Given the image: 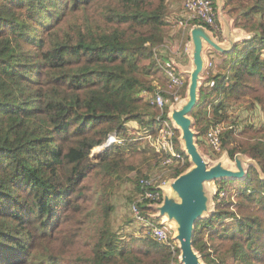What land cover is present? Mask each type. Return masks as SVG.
Here are the masks:
<instances>
[{
	"label": "trees",
	"instance_id": "obj_1",
	"mask_svg": "<svg viewBox=\"0 0 264 264\" xmlns=\"http://www.w3.org/2000/svg\"><path fill=\"white\" fill-rule=\"evenodd\" d=\"M167 1L0 0V264H183L145 224L125 234L110 225L116 179L135 171L127 176L140 192L159 156L141 136L159 135L155 94L171 83L159 53ZM212 1L218 23L237 9L256 32L233 47L231 77L207 73L190 112L195 141L214 161L210 128L233 126L222 149L234 165L241 154L245 168L213 179V207L196 220L193 247L205 264H264V118L241 127L231 117L242 102L264 116V0ZM112 132L128 140L96 160L93 149ZM181 135L188 162L174 178L193 165ZM142 202V215L159 221L163 199Z\"/></svg>",
	"mask_w": 264,
	"mask_h": 264
},
{
	"label": "water",
	"instance_id": "obj_2",
	"mask_svg": "<svg viewBox=\"0 0 264 264\" xmlns=\"http://www.w3.org/2000/svg\"><path fill=\"white\" fill-rule=\"evenodd\" d=\"M205 29L204 26H201L199 33L194 31V69L190 72L189 98L180 109H175L171 116L181 126L183 131L181 137H184L185 148L191 157L193 165L171 181L174 189L171 200L175 203L173 204L171 200H167L158 205L160 212L158 216L167 214L170 218L176 219L178 223L177 238L180 241V258L183 264H205L193 247L195 222L200 216L207 213L209 209L210 194L202 191L204 184L209 180L223 176L240 177L245 172L241 154L236 155L233 168L224 166L222 159H219L222 163L221 165L212 164L210 166L195 141V131L192 127L193 122L190 112L198 100L199 78L200 72L203 70L204 59L200 36L207 32ZM205 38L213 43V39L209 34H205ZM233 47L234 42H230L227 47L217 45L220 51H231Z\"/></svg>",
	"mask_w": 264,
	"mask_h": 264
},
{
	"label": "built area",
	"instance_id": "obj_3",
	"mask_svg": "<svg viewBox=\"0 0 264 264\" xmlns=\"http://www.w3.org/2000/svg\"><path fill=\"white\" fill-rule=\"evenodd\" d=\"M183 7L189 13V20H200L212 27L219 33L220 26L217 22L218 9L212 0H184ZM210 66H214L211 62ZM171 78V83L167 89H159L155 94L154 101L161 108L159 120L162 122V127L158 136H153L152 133L146 132L141 138L150 141L152 147L159 153L158 162L155 163V171L152 174L143 176L140 179V192L131 202L132 211L136 217L144 221V224L149 228L146 233L154 237L161 243L170 245L173 248L174 255H178L177 242L174 239L172 232L159 221H151L141 213L140 203L145 200L161 201L163 193L169 187L174 179L176 170L184 166L188 159L184 153L177 149V127L164 117L167 98H179L180 89L186 84V80L177 75L173 69H168ZM169 94V96L166 95ZM227 127L225 122H220L212 126L208 132L207 138L209 146L217 151L222 150V131ZM128 140L126 137H121L117 132H112L108 135L104 147H109L113 143H124ZM225 194L221 191L220 196ZM181 257V254L178 255ZM181 260V258H180Z\"/></svg>",
	"mask_w": 264,
	"mask_h": 264
},
{
	"label": "crops",
	"instance_id": "obj_4",
	"mask_svg": "<svg viewBox=\"0 0 264 264\" xmlns=\"http://www.w3.org/2000/svg\"><path fill=\"white\" fill-rule=\"evenodd\" d=\"M183 3L184 0H168L166 3L165 14L167 22L164 26L165 39L160 53V57L163 61H165L171 69L178 71L176 73L180 76H185L186 74L190 75V72L194 69V31L199 33L201 26H204L201 22H198L200 20H189V13H187L183 7ZM240 12L241 11L238 12L237 9H234L229 13V20L224 21L222 19V23H219V33L213 30L215 32L214 34L212 30L204 26L207 31L205 34H209L213 39V43L205 38V34L200 36L202 41V54L203 58L206 60V66L200 72L199 84L202 72H205L204 74L210 71L215 74L221 72L220 78L225 76L231 77L233 75L232 56L230 54L233 49L231 51H220L217 45L227 47L230 42H234L235 46L236 43H242L244 39H250L251 36L255 34L256 30H247L243 27L245 18L242 17ZM220 15H222V12ZM238 15H240V17L235 19ZM211 62L214 63V66H210ZM188 98V94L184 95L182 93L178 99L172 100L169 97L167 98L170 119L172 118L171 116L174 110L180 109L187 102ZM259 123L261 124L262 121ZM183 147H185L184 144ZM197 147L203 154L202 149L198 145ZM203 156H205V154H203ZM206 161L208 162V160ZM128 225V223H124L123 228L129 227ZM143 225L144 223L139 228Z\"/></svg>",
	"mask_w": 264,
	"mask_h": 264
},
{
	"label": "rangeland",
	"instance_id": "obj_5",
	"mask_svg": "<svg viewBox=\"0 0 264 264\" xmlns=\"http://www.w3.org/2000/svg\"><path fill=\"white\" fill-rule=\"evenodd\" d=\"M239 17H240V15H238L235 19H238ZM236 23H237V20H236ZM237 44L239 46H241L240 42H238ZM161 49H162V46L159 47V53H161ZM205 57H206V54H205ZM205 66H206V60L203 59V68ZM175 72H178V71H175ZM204 73L203 72L201 73L202 77H201L200 82L207 75ZM182 78H184L187 81V79H190V75L186 74ZM182 88H181L180 94L182 92ZM174 99H178V98H173L172 100H174ZM259 108L260 107L258 105L251 106L250 102L238 103L234 106V108H232L231 117L233 119H236L239 122H241L240 123L241 127H242L243 123H245V122H254L256 125H259L260 124L259 122H261L264 118V116H263V114ZM170 122L173 123L174 125H176L177 129H180L181 133L183 135V131L181 129V126L176 122V120H173L171 118ZM257 123H259V124H257ZM138 128H139V126L136 125L135 128H133V129L137 130ZM181 140L183 141V144L185 145V141H184L183 136L181 137ZM104 144L95 147L96 149L94 148L93 151H95V152H93V156L96 160L100 159L101 156L103 155V153L105 152L104 151ZM208 147H209V145H208ZM211 149L212 148H210V150ZM205 152H206V149H205ZM217 153H218L217 158H221V159L223 158L222 160H223L224 166L230 167V168H233V166H235L233 163H231V161L229 159L226 158V153L224 152V149L220 150ZM204 157L206 160H208V164L210 166L212 164H216L217 166L222 164L221 161H219L218 159L214 161V159H212V157L208 156L207 152H206ZM151 159L154 160L155 163L158 162L157 161L158 159L156 157H151ZM155 163H154V168L150 172L151 174L155 171ZM135 173L136 172L133 171L127 175L134 176ZM127 175H124L121 179H119V178L116 179V181H115V183L111 189V192H112L111 199H112V202L117 207V209L112 213V216L110 218V225H111L112 230H118V231L122 232L123 234L133 233V231H136V230L141 231V228H139V227L144 223V221H142L141 219L139 220V218H137L135 213L132 211L131 202L133 200V197H135V196L137 197L138 190L135 189L134 184H132L133 183L132 180L129 179L131 177H129ZM226 177L232 178L230 176H226ZM216 187L217 186L213 182V180H209L204 184V187L202 189V191H204L205 193L210 194L209 195L210 196L209 202H208L209 203L208 212L211 210V207H213V200L211 198V193L215 190ZM173 192H174L173 182H171L169 187L166 188V191L163 193V197H162L163 203L166 202L167 200L172 199L171 196H172ZM171 201L173 204L175 203L173 200H171ZM134 215H135V217H134ZM159 221L161 222V224L166 226L172 232L175 241L176 242L178 241L177 242V248L181 251L180 241L177 238V234H178L177 225H178V223H177L176 219L170 218L167 214H164V216H160ZM124 223H128L129 227L123 228ZM201 260H202V258H201ZM202 262H203V260H202Z\"/></svg>",
	"mask_w": 264,
	"mask_h": 264
},
{
	"label": "clouds",
	"instance_id": "obj_6",
	"mask_svg": "<svg viewBox=\"0 0 264 264\" xmlns=\"http://www.w3.org/2000/svg\"><path fill=\"white\" fill-rule=\"evenodd\" d=\"M118 134V133H117ZM119 135V134H118ZM120 136V135H119ZM122 137V136H121ZM107 141V140H106ZM104 143H106V142H104ZM103 143V144H104ZM105 145V144H104ZM100 146V145H99ZM97 147V146H96ZM108 147H104V151L107 149ZM94 150V149H93ZM92 155H93V151H92ZM94 157V156H93ZM188 159V158H187ZM175 179V178H174ZM162 201V200H161Z\"/></svg>",
	"mask_w": 264,
	"mask_h": 264
},
{
	"label": "bare ground",
	"instance_id": "obj_7",
	"mask_svg": "<svg viewBox=\"0 0 264 264\" xmlns=\"http://www.w3.org/2000/svg\"><path fill=\"white\" fill-rule=\"evenodd\" d=\"M218 3V2H217ZM215 4V3H214ZM223 5V4H222ZM224 7V6H223ZM190 27V26H189ZM180 91H181V89H180ZM96 149V148H95ZM93 152H95V151H93ZM165 192V191H164ZM136 197V196H135ZM133 199H134V197H133ZM143 203V202H142ZM142 211V210H141ZM133 213V212H132ZM147 216V215H146ZM134 217H135V215H134ZM150 218V217H149ZM160 218V217H159ZM140 220V219H139ZM151 220V219H150ZM175 263V262H174Z\"/></svg>",
	"mask_w": 264,
	"mask_h": 264
}]
</instances>
